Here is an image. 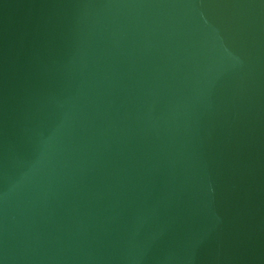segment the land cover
Instances as JSON below:
<instances>
[{
	"label": "water",
	"instance_id": "water-1",
	"mask_svg": "<svg viewBox=\"0 0 264 264\" xmlns=\"http://www.w3.org/2000/svg\"><path fill=\"white\" fill-rule=\"evenodd\" d=\"M0 264H264V0H0Z\"/></svg>",
	"mask_w": 264,
	"mask_h": 264
}]
</instances>
